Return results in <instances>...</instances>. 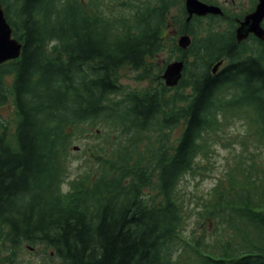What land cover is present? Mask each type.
Returning <instances> with one entry per match:
<instances>
[{
	"label": "trees",
	"instance_id": "trees-1",
	"mask_svg": "<svg viewBox=\"0 0 264 264\" xmlns=\"http://www.w3.org/2000/svg\"><path fill=\"white\" fill-rule=\"evenodd\" d=\"M0 4L22 44L17 60L0 65V109L11 104L16 117L11 128L0 119L7 251L43 245L63 264H264L263 48L237 50L219 19L175 22L192 43L185 52L173 37L169 45L168 16L184 14L183 0ZM166 51L185 62L175 88L123 90L117 70L145 77ZM220 60L227 64L212 74ZM236 124L245 136L227 133ZM82 136L93 140L96 166L62 191L69 149ZM217 143L234 151L230 168L187 211L181 180ZM190 217L199 231L185 236Z\"/></svg>",
	"mask_w": 264,
	"mask_h": 264
},
{
	"label": "rangeland",
	"instance_id": "rangeland-1",
	"mask_svg": "<svg viewBox=\"0 0 264 264\" xmlns=\"http://www.w3.org/2000/svg\"><path fill=\"white\" fill-rule=\"evenodd\" d=\"M111 3L114 7L117 4V0H111ZM225 6L231 11V13L235 14L246 11L247 8H249V0H235L234 3L229 1ZM240 8H243V10ZM180 20H182V15L178 8L172 9L168 16L170 30L167 35L169 38L173 37L175 42L179 36L177 34L178 25L176 23ZM204 25L208 26L207 23ZM172 41L173 39L169 41V45ZM246 49H249L252 53H260L258 46L254 44L249 45L248 47L245 46V50ZM178 56H180V54L176 51L170 54L167 51L159 54L152 61V64L154 65L152 67V73L145 77L141 72L134 71L130 67L120 68L115 72L114 76L124 91H151L161 87V85L164 86L162 80H159L157 77L161 76L165 66L176 60ZM187 61L192 62L191 58H188ZM185 78H188V73ZM0 119L8 128L13 126L16 117L11 104L0 109ZM179 131L180 129L178 127V129L173 132L172 142L178 138ZM227 133L231 136H245L246 134L240 124L234 125V127L228 130ZM249 138L248 141L250 142L252 139L251 135ZM96 142L97 140L94 139V144ZM92 143V139L88 140L87 136H82L76 139L70 147L68 158H66L65 163V176L63 183L60 186L62 191L68 190V182L70 180L76 179L80 175H84L85 171L88 169L94 170L96 166V158L92 156L91 151L89 150V146H91ZM236 146L237 147L234 148L235 153L240 150V147L238 145ZM74 147H77L78 149L73 150ZM248 149L253 152V145H249ZM233 153L234 151L230 148H225V145L217 143L207 152V154H204L203 152L199 154L196 159V166L201 167L202 169H195L193 174L183 177L179 185V198L182 200L187 211L195 208V201H193L195 200V197L206 198L209 190L215 185L216 181L222 179L223 171L230 168L229 165L231 164ZM258 153L259 160L264 162V145L259 148ZM191 229L199 231L197 221L194 220L193 217L186 220V231L184 232V235H189ZM7 248V244L0 243V264H12L13 262L16 264H63L51 248L44 247L43 245H36L33 250L25 245H23L21 249H14V251L10 248L7 251Z\"/></svg>",
	"mask_w": 264,
	"mask_h": 264
},
{
	"label": "water",
	"instance_id": "water-1",
	"mask_svg": "<svg viewBox=\"0 0 264 264\" xmlns=\"http://www.w3.org/2000/svg\"><path fill=\"white\" fill-rule=\"evenodd\" d=\"M185 9L191 18L193 15L205 16L207 14L221 15L222 11L215 6H208L198 0H184ZM188 18V19H189ZM264 20V0H258V4L254 12L245 16L244 21L236 30L237 41L246 39L249 34H253L256 38L264 43V29L261 22ZM191 45V39L187 34L179 36L177 46L179 49L186 51ZM22 44L12 37V29L7 23L4 10L0 4V65L18 59L21 56ZM221 62L213 66V74L216 72ZM184 69V61L178 60L169 63L161 75L164 85L167 88H173L178 85L182 78ZM74 147L73 150H77Z\"/></svg>",
	"mask_w": 264,
	"mask_h": 264
},
{
	"label": "flooded vegetation",
	"instance_id": "flooded-vegetation-1",
	"mask_svg": "<svg viewBox=\"0 0 264 264\" xmlns=\"http://www.w3.org/2000/svg\"><path fill=\"white\" fill-rule=\"evenodd\" d=\"M198 1L208 6L218 7L222 11V14L221 15L207 14L205 16L193 15L191 18H189V15L185 9L184 0H183L184 14L182 15V18H183L182 20L184 22V25L194 26L195 23H197L198 21L206 22L207 20H211V19H219L221 21L217 23V26H221L220 30H222V26H223V29H226L227 26H229V29L226 31H228L229 33L233 35L234 42L238 46L237 50L239 51L241 49L245 50V46L248 47L249 45H252V44L257 45L259 50H261L262 48L264 49V43L260 41L258 38H256L253 34H249L246 37V39L242 41H237L236 35H235L236 30L240 27V24L244 21L245 16L254 12L258 4V0H249V8H247L246 11H242V12L235 13V14L231 13V11L225 6L228 4L229 1L231 3H234L235 0H198ZM240 9L243 10V8H240ZM261 27L264 29V20L261 22ZM245 51L247 52V55L256 54V53L250 52L249 49H246ZM219 62H221V65L218 67L216 72H219L222 69V67L227 64V60H220Z\"/></svg>",
	"mask_w": 264,
	"mask_h": 264
}]
</instances>
